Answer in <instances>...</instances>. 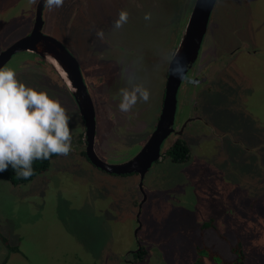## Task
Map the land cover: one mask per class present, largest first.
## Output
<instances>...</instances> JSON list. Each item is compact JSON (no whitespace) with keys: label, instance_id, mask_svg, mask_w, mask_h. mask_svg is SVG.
Here are the masks:
<instances>
[{"label":"rangeland","instance_id":"rangeland-1","mask_svg":"<svg viewBox=\"0 0 264 264\" xmlns=\"http://www.w3.org/2000/svg\"><path fill=\"white\" fill-rule=\"evenodd\" d=\"M81 2L45 7L43 33L67 48L83 77L92 60L107 79L116 78L113 87H130L127 77L133 75L150 92L148 102L132 109L131 119L138 116L141 128L113 142L103 160L118 164L135 156L155 128L166 57L178 45L195 0H152L154 8H131L130 14L123 5L113 11L104 0ZM36 4L0 0V52L30 32ZM122 10L131 15L127 23L99 30L104 38L108 32L113 45L97 37V27L114 22ZM221 62L225 66L216 69ZM195 66L177 94L189 117H197L181 137L190 151L187 162L165 158L152 164L140 191L138 175H110L91 165L81 153L83 135L75 130L71 152L46 172L17 187L0 180V264H197L203 248L202 264H214L215 254L237 259L235 246L241 264H264V0H216ZM4 67L58 100L70 127L79 124L67 86L40 58L19 53ZM3 238L17 252H9ZM139 248L142 261L132 255Z\"/></svg>","mask_w":264,"mask_h":264},{"label":"water","instance_id":"water-1","mask_svg":"<svg viewBox=\"0 0 264 264\" xmlns=\"http://www.w3.org/2000/svg\"><path fill=\"white\" fill-rule=\"evenodd\" d=\"M215 3L216 0H195L189 18L182 30L179 43L173 51L178 53L176 60L186 66L187 72L185 75H187L200 53ZM44 10V0H39L35 7L31 32L0 52V67H4L13 55L24 52L34 54L45 61L67 86L84 120L87 142L85 154L91 165L110 175L137 174L140 181H142L152 164L161 158V145L172 132L176 112V96L184 79H179L170 71V67L168 68L161 113L154 132L142 149L128 161L118 164L106 163L94 151L93 142L96 124L94 109L78 63L62 43L43 33ZM143 202L139 205L140 207Z\"/></svg>","mask_w":264,"mask_h":264},{"label":"clouds","instance_id":"clouds-1","mask_svg":"<svg viewBox=\"0 0 264 264\" xmlns=\"http://www.w3.org/2000/svg\"><path fill=\"white\" fill-rule=\"evenodd\" d=\"M36 4L37 0H29ZM64 0H44V6L52 10L62 7ZM150 19V14H145ZM128 20V13L120 11L114 21V29H120ZM97 37L104 33L98 31ZM172 52L166 60L170 71L179 79H186L187 68L176 60ZM130 87L120 90L118 108L130 112L138 102H148L149 90L136 82V77H127ZM71 117L58 100L46 92L38 91L18 81L11 68L0 67V172L9 165L16 177L28 179L34 174L33 162L48 160L53 155L67 156L72 150Z\"/></svg>","mask_w":264,"mask_h":264},{"label":"flooded vegetation","instance_id":"flooded-vegetation-1","mask_svg":"<svg viewBox=\"0 0 264 264\" xmlns=\"http://www.w3.org/2000/svg\"><path fill=\"white\" fill-rule=\"evenodd\" d=\"M81 1H82L81 2L82 4L84 2L87 3V0H81ZM93 1H95V0H93ZM104 1H106L109 4V6L113 9V11H115L116 8L118 10H120L122 5L127 7L129 14L132 12L130 10L131 8L136 10L139 13H140L139 10L147 9L149 6L154 8L152 6V4H151L152 0H129L130 4L127 1L124 2L123 0H104ZM130 16L131 15H129L128 17H130ZM43 21H44L43 27L45 25H48V18L45 17L44 15H43ZM33 23H34V21H33ZM33 23H32V25H33ZM113 24H114V22L108 21L102 27L101 26L97 27V30L99 31L103 27H105L107 29H113L114 28ZM31 29H32V27H31ZM95 30H96V28H95ZM30 32H31V30H30ZM107 34H108V32L106 33V36H105L106 38H104V35H105V33H104L103 39L107 40L108 43L113 45V42L109 39ZM96 44L98 45V43H96ZM97 45H95V46H97ZM95 46H93V48ZM106 46L108 47L107 44H106ZM202 47H203V45H202ZM108 48H110V47H108ZM92 51L93 50L88 51L89 52L88 56H89L90 60H91L90 56H91ZM235 51H233L232 54L235 53ZM232 54H230V55H232ZM75 55H77V54L75 53ZM101 55H102V57L104 56L103 54H101ZM200 59H201V50H200V53H199V55H198V57H197V59L195 61L196 66H195L194 70H196L199 67L198 66V62H199ZM75 60L77 61V59H75ZM41 61L44 63L45 66H47L49 69L53 70L45 61H43L42 59H41ZM91 62L93 64L92 67L83 68V71L85 73V77H83L82 70H81L80 65H79V63L77 61L78 66H79V70L81 72V75H82V78H83V81H84V84L86 86V89H87L90 97H91L92 104H93V109H94V118H95V123H96L95 124L94 142H93L94 151L97 154V156L103 161V160H105L107 158L109 159V157L111 156L109 153L111 151H113V147L111 146L113 144V142H115V143L117 142V144H118L120 140H125L127 138L126 136L131 135V134H133L132 132L140 129L142 124H139L136 121L138 116H134L131 119V116L133 115V110H131L128 113H123V112H121L119 110L118 105H119L120 100H121V96H120V90L121 89H118V88H115V86L114 87L112 86L113 82L116 80V78L107 79V77L105 76L106 75V71L103 70V69L95 68V62H93L92 60H91ZM225 63L226 62L219 63V65H216V69L220 70ZM194 64H193V66H194ZM193 66L191 68H193ZM200 70L202 71V68ZM218 70H216V72ZM202 73L203 72H201V74ZM85 78H86V80H85ZM87 79H88V81H87ZM195 82H197V80ZM180 87H181V85H180ZM180 87H179V89H180ZM123 88H126L125 84L122 87V89ZM89 90H91V92ZM177 94H178V92H177ZM176 98H177V96H176ZM181 98H183V95L180 96V103L177 100L176 112H175V116H174V123H173V126H172V132L168 136V137H172V139L164 147L163 151L161 152V158L158 161H156L155 163H159L162 159H165L166 150L173 143H175V141L177 139H182L183 141H185L181 137L183 136V132H184L185 128L187 127V124L190 121H192L194 119H197V117H194V118L189 117V110L187 108L185 109V107H184L185 106V104H184L185 101H184V99L181 100ZM162 102H163V100H162ZM178 103H179V109H178ZM188 105L192 108V104L190 102L188 103ZM177 111H179V115H178L177 120L175 121V117L177 115ZM76 113L77 114H74V113L73 114L77 116V119L79 118V124H81V125L79 126V124H77L76 122L75 123L72 122L70 128L72 130V133L75 130H77V129L81 131V135H83V140H84V152H85V147H86L87 142H86V137H85L84 120H83V118H82V116L80 114V111H79L77 106H76ZM181 117H182V119H180ZM155 128H156V125H155ZM155 128L153 129V132H154ZM151 134H150V136H151ZM150 136H149V138H150ZM107 151H108V154H107ZM85 158L89 162L88 158L86 157V154H85ZM155 163H153V164H155ZM130 175H133V174H130ZM135 175H137V174H135ZM120 176H123V175H120ZM138 178H139V176H138ZM142 184H143V180L140 181V179H139L138 188H139L140 191L143 190L142 189ZM136 235H137V233L135 234V237H136ZM139 249H141V248H139Z\"/></svg>","mask_w":264,"mask_h":264},{"label":"trees","instance_id":"trees-1","mask_svg":"<svg viewBox=\"0 0 264 264\" xmlns=\"http://www.w3.org/2000/svg\"><path fill=\"white\" fill-rule=\"evenodd\" d=\"M81 153L85 157L84 150ZM58 156L59 155H53L48 160L34 161L33 162L34 174L28 179L17 178L15 171L13 170L11 165H9L7 170H5L4 172H0V180H4L8 182L14 187L25 185L31 182L36 176L46 172L49 169L51 162L55 160L56 158H58ZM189 156H190V151H189L188 145L182 139H177L175 143H173L165 152V158H168L173 164H183L187 162V160L189 159ZM2 243L6 246L9 252H17L16 250H14L13 247H9L7 245L6 240L4 238L2 239ZM240 250L241 248L239 246L234 247L233 251L236 254H238V258L232 262H227L225 260H222L217 254L212 256L213 257L212 260L215 261V262L213 261L214 264H241L242 255H241ZM134 254L136 258L138 257L139 260L142 261V257L144 255V252L142 251V249H139L137 253H133L132 254L133 257H134ZM205 254H206L205 248L199 249L200 258L197 260V264H202L201 259L204 257ZM5 263L6 262L4 260L2 264H5Z\"/></svg>","mask_w":264,"mask_h":264}]
</instances>
